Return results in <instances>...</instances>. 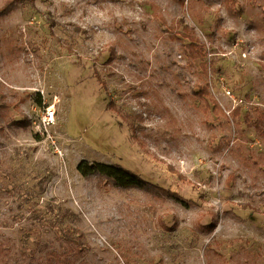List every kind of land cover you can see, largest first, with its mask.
I'll return each instance as SVG.
<instances>
[{
    "label": "rangeland",
    "instance_id": "374dc122",
    "mask_svg": "<svg viewBox=\"0 0 264 264\" xmlns=\"http://www.w3.org/2000/svg\"><path fill=\"white\" fill-rule=\"evenodd\" d=\"M13 1L0 264H264V0L234 16L225 0ZM82 160L151 190L84 177Z\"/></svg>",
    "mask_w": 264,
    "mask_h": 264
},
{
    "label": "trees",
    "instance_id": "16d2710c",
    "mask_svg": "<svg viewBox=\"0 0 264 264\" xmlns=\"http://www.w3.org/2000/svg\"><path fill=\"white\" fill-rule=\"evenodd\" d=\"M235 3H236V0H225L224 1L226 11L232 16L238 13V10H236L235 8ZM14 4L15 2L13 0L7 2V4L2 7L0 11L1 12L0 15H5L11 9V7L14 6ZM198 91L203 92L205 94H209L206 86H200V89ZM213 107L219 110L220 112L224 113L222 108L215 101H213ZM111 108L115 109L114 104H111ZM239 111H240V107L236 106L234 110L232 111L233 117L238 116ZM169 169L171 172H173L177 176L178 179H181V180L186 179L184 175L179 173L178 170L174 169L172 166H170ZM77 170L84 177H92L94 175V176L104 179L106 183L111 184L114 187H117L120 189H127V188L134 187V188L141 189L144 191H149L151 190V187H152L150 186L152 184H149V182L142 180L136 174V172L124 170L122 168L112 166L109 164H105V163L88 162V161L82 160L77 165ZM165 193L167 195L176 197L174 194H170L167 191H165ZM212 227H214V225ZM78 251L80 252L81 249H79Z\"/></svg>",
    "mask_w": 264,
    "mask_h": 264
},
{
    "label": "built area",
    "instance_id": "2783aa9c",
    "mask_svg": "<svg viewBox=\"0 0 264 264\" xmlns=\"http://www.w3.org/2000/svg\"><path fill=\"white\" fill-rule=\"evenodd\" d=\"M227 94H230L229 90L227 91ZM231 97L234 101L236 100L233 94L231 95ZM55 114H56V110H55L54 104H51V105L49 104L47 106H44L43 115L41 117L42 124L44 126L51 125L55 120Z\"/></svg>",
    "mask_w": 264,
    "mask_h": 264
},
{
    "label": "bare ground",
    "instance_id": "6f19581e",
    "mask_svg": "<svg viewBox=\"0 0 264 264\" xmlns=\"http://www.w3.org/2000/svg\"><path fill=\"white\" fill-rule=\"evenodd\" d=\"M56 99L58 100V97H56ZM55 107V106H54Z\"/></svg>",
    "mask_w": 264,
    "mask_h": 264
}]
</instances>
